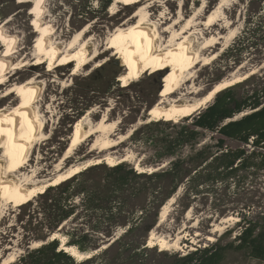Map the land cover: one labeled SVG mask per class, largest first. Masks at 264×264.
<instances>
[{"label":"rangeland","instance_id":"obj_1","mask_svg":"<svg viewBox=\"0 0 264 264\" xmlns=\"http://www.w3.org/2000/svg\"><path fill=\"white\" fill-rule=\"evenodd\" d=\"M102 1L104 0H47L46 20L54 24L56 31L54 38L62 44L63 48L75 33L87 27L84 35L91 42L93 41L92 44H96L100 51L105 50L108 47L109 36L116 28L131 19L139 6V4H126L122 1L114 4V0L105 10L102 8ZM220 4L221 7L218 8ZM33 5L34 3L24 2L23 0H0V22L6 19L9 20L7 23L9 31L19 36L17 45L19 52L17 54L20 58H23L24 55V58L26 57L29 62L27 66L16 64L15 69L11 68V73L15 74V78H19V81H25L32 76H39L43 87L39 99L43 107L41 109L42 116L46 122L45 136L48 138L44 139L43 137L40 139L41 144L37 141L35 143L31 155V173L34 170L41 173L38 179H48L53 176L56 165L65 154L67 145L71 142V135L78 122L77 120L84 119L83 116L85 117L87 114L85 123L89 126L96 125L105 115L110 120L116 121L115 138L121 134L129 133V137L115 146L112 152L121 156L130 151L132 156L127 162L135 169H137L138 162L145 167L152 166L157 167V169L161 167L159 170L170 167L174 157L164 155L166 150L163 146V142H165L163 138H167L170 134H176L178 126L175 124L189 122L190 120H186L185 117H191L198 111L183 116L181 119H160L161 124L144 129L138 140L132 137V134L139 127L151 121H158H148L149 112L150 108L160 101L163 94H165L163 82L169 70L151 69L140 77L134 78L135 80H132L129 84L126 77L121 76L128 70V57L113 55V48L103 51L97 60L91 61L77 73H74L76 62L63 64L54 67V69H50L49 60H46L41 66L32 65L38 59L33 51L36 49L34 45L39 33L38 26L33 21L35 16L31 12ZM246 7L247 4H244L242 0H160L149 7L155 20H158L157 18L161 16L163 11H166L167 16L174 19L181 9L185 18H193L192 32L195 35L209 38L217 36L219 40L216 46L206 53L207 56H210L212 53L217 52V57L211 59L208 64L202 61L195 69L193 79L189 80L176 93L168 95L169 98L194 99L198 95L201 96L204 95L203 93L209 92L220 80L228 79L234 74L241 75L250 72L252 69H256L252 73H255V84L248 85L246 88L250 89L254 85L256 87L264 85V56L248 54L243 63L239 65L231 64L227 69L222 66L223 63L220 60L221 54L235 42L245 27ZM81 10L89 12L82 16L80 15ZM217 10L216 23L207 25L208 15ZM163 26H166V24H163ZM7 38V35H2L0 30V53L5 52L6 46H9V43L6 42ZM15 61H17V58ZM97 63L102 64L96 67ZM218 77H221V79L216 80ZM15 82L17 81L14 79L10 83ZM7 87V85H0V96L7 92ZM246 88L240 87L239 90L242 92ZM15 95L18 96L17 92L10 97H6L7 99L2 101L0 105L19 103L22 97H16ZM243 114L237 115L236 118H240ZM211 135L213 133H207V142H214L210 138ZM144 136L148 137V141L141 138ZM94 140L93 137L75 149L71 157L65 161V166L77 163V161L82 162L95 158L98 153L91 151ZM229 143L233 146L241 144L238 141L231 140ZM248 147L253 149L251 145H248ZM189 152H191V148L184 146L175 158L186 157ZM158 160L157 165L150 164V161ZM102 163L111 166L105 162ZM237 182V185L229 188L222 187L217 192L201 193L195 199L190 198V196L187 198V188L184 182L181 183L172 195L174 199L169 205V214L161 220V209L170 198L159 209L156 224L148 233L145 232L147 230L145 225L153 222L156 208H153L154 203H152L148 205L144 213L139 210L135 216V221L139 227L145 226V228L143 227L145 234L139 237L143 247H153L149 244L152 230L155 231L157 236L173 238L179 234H185V237L180 238L179 247L173 245L169 249H162L160 245H154L157 247V251L151 250L149 252V256H147L149 262H154V259L157 261L158 253L163 251L168 256L183 255L197 248H204L216 243L219 239L223 243L231 241L241 230L243 221L240 220L244 216L246 219L262 221L264 219V168L249 173L247 177L241 178ZM151 183L154 182H148V184ZM162 184L163 182L158 185ZM154 189H159L156 183L152 185L151 191L154 192ZM39 194L32 197L25 204L15 205L14 202H11L3 205L0 216V264H4L6 258L14 257L13 261L8 262V264H12L29 249L53 240H50L52 235L46 240L42 238V235L48 232V228L42 226L43 215L36 212L37 206L40 205L39 197H37ZM140 197H137L139 200L136 199L138 206L143 201ZM78 201L79 199L73 202ZM189 203L191 206L187 209ZM227 216H233V218L226 222L222 221ZM76 225H78L76 222L69 219L62 223L55 232L65 235L68 240L67 230H72ZM127 229L128 226L116 227L113 236L109 237L108 241L103 242L96 249L97 252L93 250L92 255L105 249L102 247L103 245L109 244L110 246ZM229 229H232V233L225 234ZM57 239L60 240V238ZM36 241L43 243L34 246ZM60 242L62 243L61 240ZM224 264H264V260L253 258L243 251L230 250L226 255Z\"/></svg>","mask_w":264,"mask_h":264},{"label":"trees","instance_id":"obj_2","mask_svg":"<svg viewBox=\"0 0 264 264\" xmlns=\"http://www.w3.org/2000/svg\"><path fill=\"white\" fill-rule=\"evenodd\" d=\"M113 1H102V8L106 10ZM242 2L247 4L245 27L220 56L225 69L231 64L243 63L248 54L264 56V0ZM88 12L81 10L80 15ZM254 79L255 73L222 89L208 106L191 117H185L189 122L175 124L178 126L176 134L163 138L164 155L174 157L170 167L149 172L139 171L127 161L114 166L99 163L49 186L37 196L40 205L36 212L43 215L42 226L48 228V232L42 235L43 239L49 238L62 223L72 219L78 225L67 230V244L75 245L80 251L91 252L108 241L116 227L128 226L126 232L110 246L98 254L78 260L61 249V242L56 238L29 249L12 264H224L230 250L243 251L264 260V219H246L244 216L240 220L243 221L241 230L233 240L223 243L219 239L183 255L168 256L163 251L158 253L154 262H149L147 256L151 250L157 251V247H143L139 238L145 234L143 227L146 226L145 232L148 233V228L155 226L159 209L181 183H185L187 198L195 199L201 193L237 185L241 178L264 168V85L247 89L246 86L255 84ZM240 87L246 89L241 92ZM242 113L240 118H236ZM159 124L161 120L151 121L136 129L132 137L138 140L144 129ZM208 132L213 133L210 138L214 142L206 141ZM141 138L148 141L147 136ZM230 140L241 144L233 146ZM184 146H189L191 152L186 157L175 158ZM158 162L150 161V164L157 165ZM149 181L154 183L148 184ZM161 182L163 184L158 185ZM155 183L159 189L152 192ZM137 197L143 200L139 206ZM77 199L78 202H73ZM152 203L156 208L155 218L141 228L136 224L135 216L139 210L144 213ZM190 206L187 204V209ZM231 233L232 229L225 232L227 235Z\"/></svg>","mask_w":264,"mask_h":264},{"label":"bare ground","instance_id":"obj_3","mask_svg":"<svg viewBox=\"0 0 264 264\" xmlns=\"http://www.w3.org/2000/svg\"><path fill=\"white\" fill-rule=\"evenodd\" d=\"M23 1L34 3L31 12L35 16L33 21L38 26L39 32L34 45L36 49L33 51L38 59L32 65L41 66L46 60H49L50 69H54V67L63 64L76 62L74 73H77L91 61L97 60L103 51L113 48V55L128 57V70L121 76L126 77V81L129 84L132 80H135L134 78L140 77L151 69L169 70L163 82L165 94L150 109L148 121L164 118L181 119L183 116L199 111L206 107L219 91L243 81L256 71V69H252L250 72H245L241 75L234 74V76H230L231 78L220 80L209 92L203 93L204 95L201 96L198 95L194 99H171L168 95L176 93L189 80L193 79L195 76L194 71L202 61L208 64L211 59H215L218 55L217 52L212 53L210 56L206 54L208 50L215 47L219 42L217 36L209 38L195 35L192 32L194 26L193 18H185L181 9L174 19L167 16L166 11H163L161 16L157 18L158 20H155L149 7L160 0H115L114 4L122 1L126 4H139V6L131 19H127V22H124L121 26L119 25L120 27L116 28L113 33L111 32L112 34L107 41L108 47L100 51V48L96 47V44H92L93 41L91 42L84 35L87 27L79 30L73 37L71 36L72 38L63 48L62 44L54 38L56 33L54 24L46 20L47 0ZM220 7L221 4L218 8ZM218 10L211 11L212 13L208 15L207 25L216 23ZM8 22V19L0 22L1 33L2 35H7L6 42L9 43V46L5 45V52L0 53V85L8 86L7 92L0 96V103L16 92L18 96H15H21L22 98L17 104L0 105V216L4 204L11 202H14L15 205L25 204L32 197L45 191L49 186L57 185L91 165L105 162L113 166L129 160L130 156H132L130 151L121 156L112 152L115 146L129 137V133L121 134L115 138L116 121L110 120L105 115L96 125L89 126L85 123L87 114L85 117L83 116L84 119L77 120L78 122L71 135V142L67 145L65 154L56 165L53 176L48 179H38L41 173L35 170L31 173V155L35 143L37 141L41 144L40 139L43 137L44 139L48 138L45 136L46 122L42 116L41 109L43 107L39 99L43 87L39 76H32L25 81H19V78H15V74L11 73V68L15 69L16 64L27 66L29 62L26 57L24 58V55L23 58L18 56L19 49L17 45L19 36L9 31ZM163 24H166V26H163ZM16 58L17 61H15ZM101 64L97 63L96 67ZM14 79L17 82L11 84L10 82ZM93 137L95 140L91 145V151H96L98 155L94 152L97 155H95V158L82 162L77 161V163L65 166V161L71 157L75 149ZM137 165V169L140 171L151 172L157 169V167L142 166L140 162ZM173 199L174 197H171L162 207L161 220L165 219L169 214V205ZM231 218L233 216H227L222 221L226 222ZM236 219L238 220L239 218ZM182 237H185V234H179L174 238L157 236L155 231L152 230L149 244L153 246L160 245L162 249H169L170 246H178ZM54 238H60L62 241L61 249L68 251L78 260L88 258L94 253L93 251L83 252L75 245L67 244L68 237L60 235V232H54L50 240ZM42 243L36 241L34 246ZM106 246L103 245L102 247ZM14 259V257L6 258L4 264H8Z\"/></svg>","mask_w":264,"mask_h":264},{"label":"water","instance_id":"obj_4","mask_svg":"<svg viewBox=\"0 0 264 264\" xmlns=\"http://www.w3.org/2000/svg\"><path fill=\"white\" fill-rule=\"evenodd\" d=\"M161 88H162V86H161ZM151 109V108H150ZM161 168V167H160ZM160 168H158V169H156V170H159ZM152 229V227L150 226L149 228H148V230L150 231ZM105 245H107V246H109V244H105ZM106 246V247H107ZM106 247H103V248H106ZM99 250H101V249H99ZM97 252V251H96Z\"/></svg>","mask_w":264,"mask_h":264}]
</instances>
